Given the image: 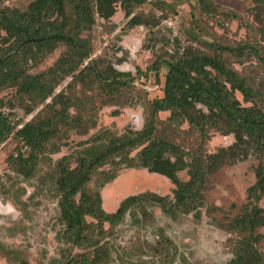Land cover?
<instances>
[{
	"label": "rangeland",
	"instance_id": "374dc122",
	"mask_svg": "<svg viewBox=\"0 0 264 264\" xmlns=\"http://www.w3.org/2000/svg\"><path fill=\"white\" fill-rule=\"evenodd\" d=\"M31 1L3 0V4L23 10ZM204 3L208 7L199 0H146L130 14H140L142 22L137 24L129 22L121 0H117L111 17L95 15L91 30L84 34L91 45L90 57L84 62L94 60L95 69L111 66L123 72L120 78L124 85L104 87L95 80L94 68L75 78H64L54 92L63 91L71 104L68 113L80 120L72 127L58 124V131L40 155L31 177L7 165L10 154L18 148L25 154L27 146L13 135L0 143V264H93L94 250L101 245L99 264H228L233 257L234 237L227 229L228 222L251 201L264 207V194L253 200L247 192L256 179L258 159L254 155L224 163L205 177L203 204L197 216L178 212L172 217L149 200L135 203L115 224L103 222L100 226L87 215L85 220L98 244L67 241L57 188L60 170L76 166L88 146L105 145L114 136L141 129L152 118L150 104L163 94L167 60L186 49L209 51L208 44L213 42L236 45L253 40L264 49V0ZM146 18L152 21L143 23ZM63 50L60 45L29 71L46 70ZM233 65L239 70L249 66L255 78L264 81V66L260 63L234 61ZM236 96L241 100L238 92ZM50 99L34 102V108L26 111L29 98L19 94L15 86L0 85V111L16 127L43 117ZM169 115L168 110L156 113L157 133L178 145L185 158L187 151L200 147L212 153L234 140L232 134L215 132L200 144L187 123L173 127ZM142 146L130 155L137 156ZM178 177L186 180L187 170L180 171ZM173 188L174 184L163 175L111 162L96 168L87 183L89 192L99 193L101 206L107 212H114L131 194L156 192L173 199ZM259 231L264 234V226ZM259 248L264 253V239ZM82 257L87 262L83 263Z\"/></svg>",
	"mask_w": 264,
	"mask_h": 264
},
{
	"label": "trees",
	"instance_id": "16d2710c",
	"mask_svg": "<svg viewBox=\"0 0 264 264\" xmlns=\"http://www.w3.org/2000/svg\"><path fill=\"white\" fill-rule=\"evenodd\" d=\"M146 0H121L125 15L131 24L141 23L140 14L131 12ZM207 5L206 0H199ZM117 0H32L23 10L12 8L0 0V85L15 86L19 94L29 98L26 111L34 102H44L47 112L16 127L0 111V143L10 135L27 146L24 154L19 148L10 154L7 165L25 177L33 175L39 157L55 136L58 124L72 127L80 117L70 115L71 105L62 90L55 87L66 77L75 78L94 68L95 80L107 88L124 85L123 72L111 66L95 69L94 60L85 63L91 54L89 38L84 36L95 23V15L111 17ZM203 5V6H204ZM205 7V6H204ZM152 20L146 18L143 23ZM60 45L64 50L46 70L32 73L30 67ZM209 51L186 49L167 60L162 87L163 94L151 101V116L141 129L129 130L114 136L102 146L91 145L82 152L78 164L62 168L57 178L60 191V212L65 222V237L72 244L99 243L85 217L91 216L102 226L103 222L117 223L125 212L140 200L158 203L162 211L172 217L178 212L199 215L203 204L205 177L222 166L254 155L255 182L247 189L248 197L259 199L264 194V81L256 79L249 66L237 69L233 63L256 61L264 66V49L256 41L245 40L236 45L208 44ZM246 65V64H245ZM253 67V65H252ZM250 72V73H249ZM241 95V100L236 96ZM170 111L168 120L173 127L187 123L204 143L211 134H232L233 142L215 152L196 151L180 154V147L157 133L154 119L158 111ZM143 145L137 156L131 151ZM125 163L146 168L167 177L173 184V199L146 192L124 198L114 212L101 206L98 192L91 193L87 183L93 171L105 163ZM186 169L188 178L178 173ZM264 207L251 201L240 214L232 218L227 229L234 235L233 257L228 264H264L260 242L264 234ZM103 230L100 228L99 231ZM102 246L95 251L93 264H99ZM83 263L87 258L82 257Z\"/></svg>",
	"mask_w": 264,
	"mask_h": 264
}]
</instances>
